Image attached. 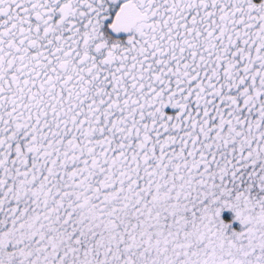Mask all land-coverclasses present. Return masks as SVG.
I'll return each mask as SVG.
<instances>
[{"label":"snow or ice","instance_id":"6c2138e0","mask_svg":"<svg viewBox=\"0 0 264 264\" xmlns=\"http://www.w3.org/2000/svg\"><path fill=\"white\" fill-rule=\"evenodd\" d=\"M0 264H264V0H0Z\"/></svg>","mask_w":264,"mask_h":264}]
</instances>
